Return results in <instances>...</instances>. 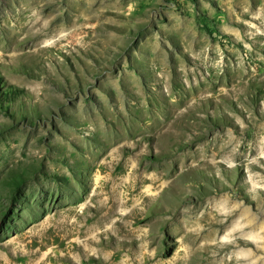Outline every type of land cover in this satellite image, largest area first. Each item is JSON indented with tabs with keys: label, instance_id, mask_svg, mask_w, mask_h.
Returning <instances> with one entry per match:
<instances>
[{
	"label": "rangeland",
	"instance_id": "374dc122",
	"mask_svg": "<svg viewBox=\"0 0 264 264\" xmlns=\"http://www.w3.org/2000/svg\"><path fill=\"white\" fill-rule=\"evenodd\" d=\"M0 264H264V0H0Z\"/></svg>",
	"mask_w": 264,
	"mask_h": 264
},
{
	"label": "bare ground",
	"instance_id": "6f19581e",
	"mask_svg": "<svg viewBox=\"0 0 264 264\" xmlns=\"http://www.w3.org/2000/svg\"><path fill=\"white\" fill-rule=\"evenodd\" d=\"M114 141V140H113ZM116 141V140H115ZM120 143V142H119ZM117 144V143H116ZM114 145V144H113ZM118 203V202H117ZM116 203V204H117ZM116 206V205H115ZM108 208V207H107ZM96 212V211H95ZM85 213V212H84ZM83 213V214H84ZM76 214V213H75ZM80 214V213H79ZM97 214H98V211H97ZM118 214V213H117ZM84 216H86V215H84ZM107 216H109V214H107ZM103 217V216H102ZM79 218L82 220V222H84V217L83 216H79ZM96 218V217H95ZM91 219V218H90ZM105 219H106V217H105ZM86 221V220H85ZM79 223H81L79 220L78 221H75V222H72V223H69V222H65L64 224H59V226H58V229H67V230H69L70 231V233H74V232H77V234H78V236L79 235H81V234H87L86 233V228H85V226L83 225V226H79ZM90 226V225H89ZM100 228V227H99ZM109 228L107 227V230H108ZM92 230V231H91ZM90 231H88V233L90 234V239L87 241L86 240V242H90V243H92V244H97V242L99 241H96V236H93V234H95L94 232H95V230H96V226H94L93 227V229H91ZM106 229H104V231H105ZM69 233V232H68ZM103 233V232H102ZM98 234V233H97ZM106 234V233H105ZM70 235V234H69ZM104 235V234H103ZM71 236H72V234H71ZM74 236V235H73ZM99 236H101V235H99ZM87 237V236H86ZM100 239V238H99ZM75 242V241H74ZM85 243V242H84ZM83 243V244H84ZM99 243V242H98ZM72 244H73V246H74V248H76L77 247V244L76 243H73L72 242ZM87 245V244H86ZM89 245V244H88ZM87 245V246H88ZM86 246V247H87ZM98 246V245H97ZM83 247V246H82ZM85 247V246H84ZM89 247H91L90 245H89ZM96 247V246H95ZM96 249V248H95ZM92 250V249H91ZM90 250V251H91ZM87 251V250H86ZM89 252V251H88ZM93 252V251H92ZM98 252V251H97ZM86 253V252H85ZM98 253H100V251L98 252ZM88 255V254H87ZM96 255V254H95ZM86 256V255H85ZM91 256H93V255H91ZM100 256V255H99ZM87 257V256H86ZM110 261V260H109ZM109 263V262H108ZM111 263V262H110Z\"/></svg>",
	"mask_w": 264,
	"mask_h": 264
}]
</instances>
